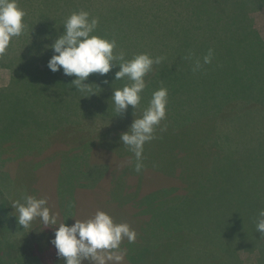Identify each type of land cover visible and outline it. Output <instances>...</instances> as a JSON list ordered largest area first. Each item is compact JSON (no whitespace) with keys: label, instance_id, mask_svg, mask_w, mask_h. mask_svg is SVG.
Wrapping results in <instances>:
<instances>
[{"label":"rangeland","instance_id":"obj_1","mask_svg":"<svg viewBox=\"0 0 264 264\" xmlns=\"http://www.w3.org/2000/svg\"><path fill=\"white\" fill-rule=\"evenodd\" d=\"M251 16L264 38V6ZM196 61L184 67L195 73ZM32 62L0 60V264H64L51 243L53 227L39 218L27 229L18 224L12 204L26 195L46 197L58 223L71 226L75 218L87 220L101 210L116 223H128L137 235L133 243L122 241L121 264H133L130 254L139 257L137 264H264V236L256 227L264 209L261 112L232 107L220 128L207 112L214 107L166 109L155 138L144 145L138 173L134 154L120 141L135 119L134 109L118 114L110 100L113 88L131 83L126 77L115 81L119 65L114 63L106 76L90 74L85 83L98 94L82 98L72 78L58 80ZM176 63L163 61L160 67L169 70ZM202 66L203 78L195 73L176 92L184 94L189 87L223 93L220 84L210 86L216 75ZM254 70L261 84L255 91L264 95V64ZM148 78L136 118L161 85L158 77ZM237 146L249 151L248 159L242 160ZM212 178L216 183L207 184ZM202 187L208 188L206 195ZM153 228L165 236L144 260L141 250Z\"/></svg>","mask_w":264,"mask_h":264},{"label":"trees","instance_id":"obj_2","mask_svg":"<svg viewBox=\"0 0 264 264\" xmlns=\"http://www.w3.org/2000/svg\"><path fill=\"white\" fill-rule=\"evenodd\" d=\"M17 2L26 13L25 28L19 37H14L10 41L5 52L0 54V60H32L37 70L42 69L58 80L70 77L73 81L74 77L64 75L62 69L57 72L50 71L48 61L53 51L46 48V45L53 43L63 34V24L73 12L84 10L90 13V18L99 19L93 35L116 41L115 55L123 53L125 60H130L138 54L147 53L153 58L164 57L163 61L166 62H179L169 70L162 69L160 64H154L152 71L146 75L158 77L161 84L159 88L168 89L166 105L168 112L171 107L178 108L184 105L192 108L214 107V111L207 108V112L213 117L214 124L220 128H223L224 116L232 107L236 109L238 106L249 107L264 116V95L255 91L261 84L257 81L258 70H254L264 64V38L256 30L251 16V11L264 6V0H17ZM210 49L213 56L211 63L205 64L206 72L210 76H216L209 84L211 82L210 86L214 88L215 84H220L224 88L223 93L213 92L214 90L201 93L200 90L189 87L185 89L184 94L176 92L182 85H189L195 73L197 75L200 73L198 79L203 78L201 76L205 71L203 66L194 73L191 69L185 68L184 64H188L189 60H200L201 65L204 64L203 58ZM3 64L8 65L6 61H3ZM37 72L39 74V71ZM146 76L148 88L150 83ZM223 131L225 135V128ZM237 148L243 149L240 146ZM231 151L229 150L228 156L234 167L236 164ZM239 152L242 160L244 157L249 158L248 150ZM85 153L87 152L80 155L81 160ZM210 182L216 183L213 178L209 179L207 184ZM202 188L203 193L201 189L199 192L206 195L208 188ZM160 206L161 203L158 207ZM178 229L175 228L174 231ZM170 231L173 232L169 230V233ZM151 233L153 235L150 242L141 250L140 258L144 260L153 255V249L162 244V237L165 236L159 235L155 229ZM132 249L136 250V247ZM130 257L133 264L138 263L139 257L136 254H130Z\"/></svg>","mask_w":264,"mask_h":264},{"label":"clouds","instance_id":"obj_3","mask_svg":"<svg viewBox=\"0 0 264 264\" xmlns=\"http://www.w3.org/2000/svg\"><path fill=\"white\" fill-rule=\"evenodd\" d=\"M25 16L17 0H0V54L5 52L14 37L23 33ZM98 24L99 19L90 18L87 11L73 12L63 24V34L46 45V48L53 51L48 68L52 72L62 69L64 75L75 76L72 84L84 94L83 98L98 94L90 88L91 84L85 83L90 74L106 76L114 63L119 65L115 81L126 77L131 83L122 88H113L110 100L118 114L126 112L129 106L134 109L135 119L128 130L120 134V141L134 154L135 170L139 173L144 167V145L155 138L156 126L166 117L168 89L161 87L152 93L148 107L143 110L140 118H136L135 112L141 102V93L147 86L145 76L152 71L154 64H161L164 57L153 58L147 53H141L125 60L123 53L119 56L114 54V39L93 35ZM212 56L210 49L203 63H211ZM201 66L197 60L194 71ZM12 205L18 224L24 229L37 218L45 227L54 228L55 235L51 243L56 248L57 256L64 259V264H84V261L89 264H121L125 255L120 248L122 241L125 238L129 243L136 240V231L128 223H116L109 213L102 210L87 220L69 216L75 218V223L69 226L66 222L58 223V214L51 211L46 197L26 195L23 202L17 200ZM256 227L264 236V209L258 213Z\"/></svg>","mask_w":264,"mask_h":264}]
</instances>
